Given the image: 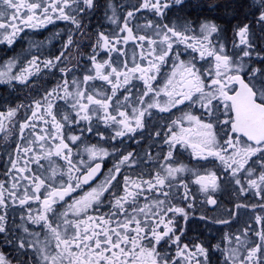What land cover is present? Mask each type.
<instances>
[{
    "label": "snow or ice",
    "instance_id": "1",
    "mask_svg": "<svg viewBox=\"0 0 264 264\" xmlns=\"http://www.w3.org/2000/svg\"><path fill=\"white\" fill-rule=\"evenodd\" d=\"M183 3L140 0L138 5L124 8L116 0H0V44L12 45L25 28L36 29L55 20L73 26L53 58L38 63L39 57L33 56L19 68L9 60L0 69V84L30 89L39 84L30 78L42 68L48 70L47 75L60 73L55 87L38 91L27 105L17 104L0 112V131L5 130L4 120L11 124L23 109L22 121L16 124L19 138L25 139V129L36 136L22 149L25 154L32 153L24 166L17 167L9 156L10 167L26 173L13 176V180L27 183H12L10 189L0 183V244L15 245L14 250L21 255L31 253L37 257V264H62L65 254L69 264H177V260L181 264H209L208 249L182 243L184 229L177 231L175 221L182 217L186 225L190 215L186 209L193 207L183 174H190V182L204 193L218 190L220 177L215 172L200 174L195 166L181 163V148L190 149L197 161H206L201 168L218 161L227 173L225 180L237 185L239 193L259 197L258 204H237V209H264V47L258 49L256 45L257 28L264 37V0H245L241 5L247 12L245 20L233 28L231 48L223 42V30L214 22L168 19L167 12ZM144 10L160 19L144 25L151 29L150 34L134 33L133 28L139 26L130 23ZM100 13L116 28L111 34L97 29L94 43L87 45L92 49L87 65H71L66 53L80 47L73 36L88 37L86 22ZM129 41L140 49L131 57L125 55ZM137 58L145 64L138 63ZM158 78L160 83L154 84ZM96 81L103 84L98 86ZM60 101L63 104L58 106ZM64 106L69 110L63 111ZM164 113L170 114V124L164 125L162 134L149 126L156 114ZM37 121L50 128L36 133ZM101 124L112 130L108 137L111 151L93 145L85 148L87 159L77 153L74 160L70 145L79 148L84 133L105 139L99 130ZM66 126L67 136L63 131ZM73 126H79V135L72 134L77 130ZM125 137L136 143L159 138L156 142L167 145V149L163 155L157 152L153 156L146 150L140 156L122 149ZM117 140L120 143H112ZM37 141L44 143L33 148L31 144ZM14 151L19 153L21 148L17 146ZM52 156L62 159L64 165H56ZM109 156L112 167L102 174L103 161ZM43 160L49 162L46 174L38 171L45 168ZM29 163L37 170L27 167ZM144 163L150 164L147 179L143 178ZM130 170L140 174L133 179ZM176 199L187 204L177 206L173 203ZM31 202L40 205L35 215ZM206 202L216 204L211 195ZM17 207L23 209L20 220L36 225L39 231L30 230L26 224L22 226L25 236L13 231L16 213L10 210ZM69 213L77 219H68ZM255 218L264 224V215ZM213 222L231 223L229 219ZM45 229L55 239V247L61 249L55 255L47 251L48 239L40 240ZM250 230L244 229V241L236 237L243 252L228 250L224 264H264V227L251 230L256 240L247 239ZM225 238L231 243L230 237ZM171 244L176 245L175 257L163 254ZM0 264H11L2 251Z\"/></svg>",
    "mask_w": 264,
    "mask_h": 264
},
{
    "label": "flooded vegetation",
    "instance_id": "2",
    "mask_svg": "<svg viewBox=\"0 0 264 264\" xmlns=\"http://www.w3.org/2000/svg\"><path fill=\"white\" fill-rule=\"evenodd\" d=\"M116 3H122L124 8H130V6L138 5L140 0H116ZM243 4H245V0H184L183 4L175 5L171 8L167 12V17L173 21H177V18L179 17L181 19L187 18L197 23L200 21L214 22L222 28L223 42L231 48L230 42L234 38L233 28L245 20L247 9L241 7ZM124 8L120 9L121 14H123ZM233 9H235V11H233ZM159 19L160 18L155 17L152 12L144 10L142 13H136V18L131 21L130 26H139L138 28H133L134 33L138 32L139 34H150L151 29L144 27V25H146L148 21H158ZM168 19L164 22L167 23ZM252 19L253 18L249 15L248 22L250 24ZM86 23L88 24V37L90 38L86 37L84 39H80V37L76 35L73 36L74 41L79 40L80 47L78 49H70V52L66 53V56L69 57V63L71 65H75L77 62L87 65V54L92 51L91 47H88L87 45L94 43L97 29L111 34L116 28V25L111 24L107 19L103 18L102 13L98 14L92 18L90 22ZM72 27L73 26L68 22L55 20L54 23H50L47 26H42L36 29L25 28L23 32L18 34L12 45H8L6 42L0 44V69H3L6 62L9 60L16 61V67L19 68L21 64H26L27 60L31 59L33 56L39 57V60L37 61L38 63L44 59L53 58L55 55L59 54L62 44L67 39L68 31ZM256 45L258 49L260 47H264V37L261 36L258 28ZM134 52L138 54L140 49L136 47L134 42L129 41L125 48V55L131 57ZM100 55L104 56L105 53L101 52ZM137 62L142 65L145 64V61H142L139 58H137ZM201 63H207V61H202ZM129 66H131V64H129ZM47 71V69L42 68L40 73L30 78V81H39V84L35 85L31 89L19 84H16L15 87L0 84V112H6L10 107H15L17 104L27 105L38 91L42 92L43 88L51 89L52 87H55L59 82L60 73L57 72L53 76L47 75ZM133 82L137 84L142 83L141 81ZM95 83L98 86L103 84L102 81H96ZM159 83L160 80L158 78L154 84ZM103 86L105 88L110 87L108 85ZM57 104L59 106L62 105L63 102L60 101L57 102ZM62 110L68 111L69 109L67 106H64ZM173 111L176 112V115H180L178 110L174 109ZM169 115L170 114L167 113L156 114V118L149 127L157 131H161L163 134L165 131L164 125L170 124V120L168 118ZM22 116L23 109H21L20 113H17L11 124H9L7 120H4L3 123L5 130L0 131V183H4L5 188L9 189L11 188L12 183H19L21 186L27 183L23 180H13V176L19 177L20 175H24L26 173H18L15 169H12L10 167L9 156L11 155L12 160L17 162V167L24 166V161L28 160L32 153L25 154L22 149L23 147L30 146V142L36 140L35 134L30 135L32 131L31 129L24 130L23 136L25 139L19 138V128L16 124L17 121H22ZM59 118L60 117L58 116L57 119ZM36 123V133H40L41 129H45V131H47L50 128V125H45L43 121H37ZM93 124L95 126V119L93 120ZM80 126H83V122ZM73 127L77 130L72 134L79 135V126ZM99 130L104 133L105 139L101 140L94 134L84 133L81 137V139L84 140V143L80 144V141H77V144H80L79 148H77L76 145H70L73 148L74 160L77 158V153L84 159H87L85 148L92 147L93 145L97 148H106L111 151L112 144L109 143L108 137L112 130L110 128H105L102 124L99 125ZM63 131L65 136L69 134L67 126ZM156 140H159V138H156ZM156 140H148L147 142L142 140L140 143H136L135 139L129 140L125 137L126 143L121 147L124 150H130L134 153H138L140 156H143L146 150L150 151L153 156H155L157 152H160L161 155H163L167 149V145L157 143ZM39 143L44 142L37 141L35 144H31V146L33 148H37ZM112 143L118 144L120 142L117 140ZM17 146L21 148L19 153L14 151ZM17 156L19 157L18 160ZM178 159L181 163L188 165L189 167L195 166V171L200 174L215 172L218 177H220L218 180L220 185L219 189L215 192L204 193L199 191L198 185L190 182L191 179H193L190 174H183L185 181L188 182L190 194L193 198V207L186 209L190 213L186 225L183 224L182 217L179 216L176 217L175 223L177 225V231H179L180 227H183L184 229L183 235L181 236L182 243L188 244L189 248H192L194 244H201L208 249L209 264H224L225 257L229 254L228 250L238 249L241 253L243 252L244 249L236 240V237L239 236L240 240L244 241L246 239L243 235L244 229L250 228L251 230H256L264 227V224H258L255 218L257 215H264V209H261L260 207H256L254 210L251 207L236 208L237 204H258L259 197L253 196L251 192H249L248 195L239 193L237 191V185L225 180L227 173L223 171V168L218 161L215 162V165L210 164L207 168H201L200 165L207 164V162L197 161L192 156L190 149L184 150L182 148L180 149ZM253 159H255V157ZM51 160L55 161L56 165L59 166H63L65 163L62 159L56 156H52ZM41 163L45 165V168H40L38 171L46 174V168L49 162L47 160H43ZM27 167L34 171L37 170V166L33 163H29ZM111 167L112 157L109 156L103 161L101 170L102 174H105L107 169ZM141 167L143 178L147 179L150 164L144 163ZM6 173L9 174L6 175ZM128 174L132 175L133 179H135L140 173H135L130 170ZM97 179H100V177L98 176ZM93 183H95V181ZM41 191H43V189ZM5 195H7V192ZM208 195H211L212 198L216 200L215 205L206 202V197ZM66 199L70 198L66 197ZM140 203L143 205L144 201L141 199ZM173 203L177 206L184 207L187 204V201L176 199ZM24 207L27 208V205ZM31 207L32 214L35 215L40 205L36 202H31ZM56 207H59V205ZM10 211L16 213V225L13 227V231L18 235H26L22 231V226L25 224L30 230L39 231V228L36 225L20 220L19 217L23 212V209L17 207L15 209H11ZM169 215L171 216L172 214L169 213ZM201 216L206 217L207 219H200ZM68 219L75 220L77 217L69 213ZM222 219H229L231 223L219 224L213 222L215 220ZM251 230L248 232L247 239H258L254 234V231ZM226 236L231 238V243H229L225 238ZM45 238L49 241L47 249L49 253L55 255L57 252L61 251V249H57L55 247L56 241L46 229L41 231L40 240L43 241ZM216 245H220V249H217ZM175 248L176 245L171 244L164 249L163 254L175 257ZM14 249L15 245H9L7 243L0 244V251L4 252L7 259L11 261V264H37V257L32 256L31 253H29V255H21ZM49 264H51L50 261ZM62 264H69L66 254ZM177 264H181V262L177 260ZM193 264H195V261H193Z\"/></svg>",
    "mask_w": 264,
    "mask_h": 264
},
{
    "label": "bare ground",
    "instance_id": "3",
    "mask_svg": "<svg viewBox=\"0 0 264 264\" xmlns=\"http://www.w3.org/2000/svg\"><path fill=\"white\" fill-rule=\"evenodd\" d=\"M16 62V61H15Z\"/></svg>",
    "mask_w": 264,
    "mask_h": 264
}]
</instances>
